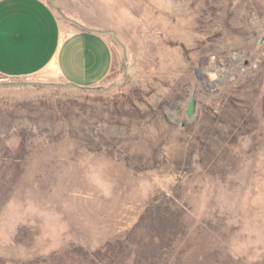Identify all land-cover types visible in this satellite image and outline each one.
Returning <instances> with one entry per match:
<instances>
[{
  "label": "rangeland",
  "instance_id": "374dc122",
  "mask_svg": "<svg viewBox=\"0 0 264 264\" xmlns=\"http://www.w3.org/2000/svg\"><path fill=\"white\" fill-rule=\"evenodd\" d=\"M46 1L114 63L0 76V264H264V0Z\"/></svg>",
  "mask_w": 264,
  "mask_h": 264
},
{
  "label": "crops",
  "instance_id": "0c3cea01",
  "mask_svg": "<svg viewBox=\"0 0 264 264\" xmlns=\"http://www.w3.org/2000/svg\"><path fill=\"white\" fill-rule=\"evenodd\" d=\"M113 63L103 32L68 25L46 0H0V76L95 87Z\"/></svg>",
  "mask_w": 264,
  "mask_h": 264
},
{
  "label": "water",
  "instance_id": "95a60500",
  "mask_svg": "<svg viewBox=\"0 0 264 264\" xmlns=\"http://www.w3.org/2000/svg\"><path fill=\"white\" fill-rule=\"evenodd\" d=\"M71 23H73L74 25L82 28V29H90L88 27H86L85 25L75 21V20H69ZM202 64V61L199 62V66H201ZM201 72V69L199 67L198 69V73ZM9 84H12V85H24V84H32V85H50V86H53L52 83H41V82H19V83H4L3 85H9ZM68 85H73V86H76L80 89H98L97 87H88V86H84V85H77V84H74L72 82H68L66 84H63L62 86H68ZM194 107H195V91L193 90L189 96V99H188V102H187V105H186V108L184 110L185 114L190 116L194 113Z\"/></svg>",
  "mask_w": 264,
  "mask_h": 264
}]
</instances>
